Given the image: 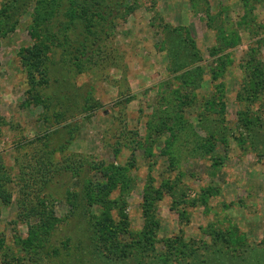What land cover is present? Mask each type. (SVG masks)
<instances>
[{
  "label": "rangeland",
  "instance_id": "rangeland-1",
  "mask_svg": "<svg viewBox=\"0 0 264 264\" xmlns=\"http://www.w3.org/2000/svg\"><path fill=\"white\" fill-rule=\"evenodd\" d=\"M0 180V264H264V0H0Z\"/></svg>",
  "mask_w": 264,
  "mask_h": 264
},
{
  "label": "trees",
  "instance_id": "trees-1",
  "mask_svg": "<svg viewBox=\"0 0 264 264\" xmlns=\"http://www.w3.org/2000/svg\"><path fill=\"white\" fill-rule=\"evenodd\" d=\"M28 53H29V56H41V51H39V50H34V51L33 50H28ZM36 70H38V69H36ZM0 199L2 200V202L4 204H9L11 202L10 194L6 192V189H3V180L2 181L0 180ZM107 221L108 220H105L103 222V224L98 225V227H99L98 230L101 232L100 233V237L102 239H104L106 236L109 237L113 233L110 229L108 230V225H106L107 224ZM111 239L113 240V241H111V244H109L107 247H106V245L101 244V247L104 248V249H106V250H110V252L112 253L113 252L112 249L114 251H117L118 246L121 243H120V240H119V236H115V238L112 237ZM124 256L125 255L123 254L121 257H124Z\"/></svg>",
  "mask_w": 264,
  "mask_h": 264
}]
</instances>
